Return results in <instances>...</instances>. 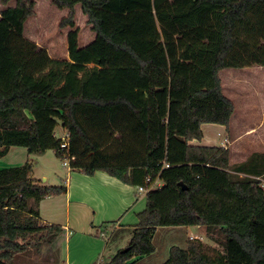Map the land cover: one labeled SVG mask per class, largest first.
Here are the masks:
<instances>
[{
  "label": "trees",
  "instance_id": "trees-1",
  "mask_svg": "<svg viewBox=\"0 0 264 264\" xmlns=\"http://www.w3.org/2000/svg\"><path fill=\"white\" fill-rule=\"evenodd\" d=\"M50 1L68 9V59L24 36L35 0H0V158L51 150L73 156L72 170L146 189L126 249L101 264H142L158 227L196 225L223 250L187 238L162 264H264V152L230 165L228 148L190 144L234 111L219 71L264 66V0ZM77 4L95 32L84 46ZM65 192L33 178L29 161L0 168V264L56 240L62 227L42 224L38 204Z\"/></svg>",
  "mask_w": 264,
  "mask_h": 264
},
{
  "label": "crops",
  "instance_id": "crops-1",
  "mask_svg": "<svg viewBox=\"0 0 264 264\" xmlns=\"http://www.w3.org/2000/svg\"><path fill=\"white\" fill-rule=\"evenodd\" d=\"M221 86L223 93L226 92L224 83ZM226 94L228 93L226 92ZM228 96L233 102L234 97L229 94ZM246 116L248 117V115L238 114L234 105V111L227 126L204 123L201 125L202 138L192 140L190 144L226 147L229 150V164L241 163L247 158L243 151L252 146L250 143H253V146L257 148L255 152H258V144L264 143V139L261 137H259L261 143H258V116L254 124L249 123L245 119ZM221 137L222 143L217 145V139ZM13 147H10L8 153ZM70 172L72 174L69 175V181H67L68 177L64 181L66 192L45 197L38 204L41 223L58 224L63 230L52 243L54 249L58 247L62 251V253L60 252V261L55 264H101L108 262L128 244L130 237L127 238L124 233L118 239H114L113 244H110V240L118 230L128 228L133 232L137 223H135L134 218H137L136 214L140 212L133 211L139 198L145 193L140 192L138 186L125 184L103 171H96L92 175H86L72 169ZM44 180H47L46 176ZM108 227L113 229V234L110 236L107 234ZM186 227L189 226H169L166 228L184 229L186 231ZM196 227L202 228V232H204L203 226L196 225ZM102 233L105 238L100 236ZM195 235L199 237V234ZM188 238L192 237L189 236ZM46 253L47 251L41 255ZM145 257H141L139 262L157 264L145 262L143 260Z\"/></svg>",
  "mask_w": 264,
  "mask_h": 264
},
{
  "label": "rangeland",
  "instance_id": "rangeland-1",
  "mask_svg": "<svg viewBox=\"0 0 264 264\" xmlns=\"http://www.w3.org/2000/svg\"><path fill=\"white\" fill-rule=\"evenodd\" d=\"M8 6L13 7L14 2H10ZM5 8L6 6L0 3V16L2 10ZM67 16V8H57L50 0H35L34 12L27 18L24 24V36L39 46L44 47L51 58L68 59L67 33L73 28L68 24L60 25L61 21ZM73 23L74 28H78V41L80 46L86 45L94 38L95 32L92 30L91 24L87 22V16L82 12L79 4L75 5ZM88 66L90 67V65ZM219 77L221 84L224 83L226 92L234 97L232 100L236 110H238V114L248 115L249 118L246 116L245 119L251 124L256 122V117L258 116L259 143V137L264 139V66L252 65L239 69L227 68L219 73ZM226 92H224V94L228 96ZM55 134L61 139L67 137V132L62 128L60 123L55 128ZM214 136H216V134H214ZM221 143L222 137L217 139L216 144L220 145ZM250 145L252 146L247 147L243 151L246 157L257 150V148L253 146V143H250ZM263 145L264 143L258 144V152H264ZM26 161L33 164V178L37 179L41 184L59 185L64 183L66 177H68L67 181H69V175L72 174L70 172V167L64 166L63 160L57 158L53 151L48 150L46 153L34 155L28 154L25 148L18 146H14L8 155L0 158V168L21 165ZM45 176L47 177L46 181L44 180ZM145 200V195L142 194L133 212L144 209ZM134 221L136 223L137 218H134ZM186 228V231L184 229L166 227L156 229L157 231H155L152 240L155 251L148 256L146 255L143 260L145 262L157 264L164 263L169 257L171 247L176 246L184 249L186 247V240L189 236L192 237L189 239H199L204 243L223 250L210 238L208 239L205 237L202 228L196 226H189ZM123 233L126 234L127 238L130 237L131 239V229L118 230L113 234V229L108 227V236L113 234L110 244H113L114 239H118ZM195 234H199V237H195ZM127 245L124 248H126ZM52 246V244H48L41 247L42 253L47 251L45 255H38L35 250H32L18 261L22 264H27L28 261H32L34 264L48 262L51 264L58 263L61 259L62 251L60 248L56 247L54 249Z\"/></svg>",
  "mask_w": 264,
  "mask_h": 264
},
{
  "label": "built area",
  "instance_id": "built-area-1",
  "mask_svg": "<svg viewBox=\"0 0 264 264\" xmlns=\"http://www.w3.org/2000/svg\"><path fill=\"white\" fill-rule=\"evenodd\" d=\"M66 140L65 139H63V141L61 142V148H66ZM74 157L73 156H71V155H65L63 158H62V160H63V165L64 166H69V162H70V160L71 159H73ZM147 181L149 182V188L151 189V188H154V187H160L161 185H162V183L158 180V179H156V180H151V179H147ZM261 187L264 189V180H262V182H261ZM138 190L140 191V192H146V189L143 187V186H138ZM100 236L102 237V238H105V235L102 233V234H100ZM195 237H198V235H195Z\"/></svg>",
  "mask_w": 264,
  "mask_h": 264
},
{
  "label": "water",
  "instance_id": "water-1",
  "mask_svg": "<svg viewBox=\"0 0 264 264\" xmlns=\"http://www.w3.org/2000/svg\"><path fill=\"white\" fill-rule=\"evenodd\" d=\"M125 249H126V248L122 249V251L125 250Z\"/></svg>",
  "mask_w": 264,
  "mask_h": 264
}]
</instances>
